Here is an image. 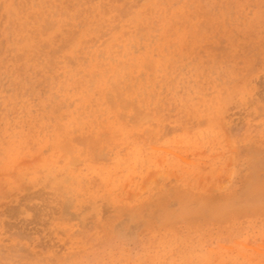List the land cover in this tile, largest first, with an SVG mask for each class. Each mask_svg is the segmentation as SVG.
Here are the masks:
<instances>
[{
	"label": "rangeland",
	"instance_id": "obj_1",
	"mask_svg": "<svg viewBox=\"0 0 264 264\" xmlns=\"http://www.w3.org/2000/svg\"><path fill=\"white\" fill-rule=\"evenodd\" d=\"M0 264H264V0H0Z\"/></svg>",
	"mask_w": 264,
	"mask_h": 264
}]
</instances>
